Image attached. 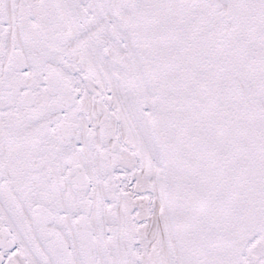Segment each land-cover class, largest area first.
Returning a JSON list of instances; mask_svg holds the SVG:
<instances>
[{"label": "snow or ice", "instance_id": "snow-or-ice-1", "mask_svg": "<svg viewBox=\"0 0 264 264\" xmlns=\"http://www.w3.org/2000/svg\"><path fill=\"white\" fill-rule=\"evenodd\" d=\"M0 264H264V0H0Z\"/></svg>", "mask_w": 264, "mask_h": 264}]
</instances>
